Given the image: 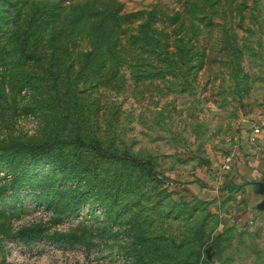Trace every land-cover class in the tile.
I'll use <instances>...</instances> for the list:
<instances>
[{"label": "rangeland", "instance_id": "rangeland-1", "mask_svg": "<svg viewBox=\"0 0 264 264\" xmlns=\"http://www.w3.org/2000/svg\"><path fill=\"white\" fill-rule=\"evenodd\" d=\"M0 137V264H264V0H0Z\"/></svg>", "mask_w": 264, "mask_h": 264}, {"label": "trees", "instance_id": "trees-1", "mask_svg": "<svg viewBox=\"0 0 264 264\" xmlns=\"http://www.w3.org/2000/svg\"><path fill=\"white\" fill-rule=\"evenodd\" d=\"M62 145H68V146L73 145V146H75V148H81L82 146H85L84 142H82L79 138L72 139V140H64V141H62ZM104 145H105V143H104ZM86 148L88 149L89 153H92V154H95L96 156H98L96 158H99V159L107 158V160L116 158L115 152H111L109 149L105 148L101 142H99L97 140H95L93 142V144H86ZM52 157L53 156H49L47 158L51 159ZM55 159H57V157ZM118 159H120L121 161H124L123 158H118ZM42 160H43V158L40 161H42ZM23 166H24V164L22 163L21 167H23Z\"/></svg>", "mask_w": 264, "mask_h": 264}, {"label": "crops", "instance_id": "crops-1", "mask_svg": "<svg viewBox=\"0 0 264 264\" xmlns=\"http://www.w3.org/2000/svg\"><path fill=\"white\" fill-rule=\"evenodd\" d=\"M248 137V135H247ZM247 137H246V141H247V145L249 146L248 149H250V153L251 155H253L254 157H249L248 158V161L251 163V166H254L256 165V163H258V144H259V140L261 139L262 135H260L259 137H257V139L255 140L254 143H249L248 140H247ZM254 146V147H253ZM256 157V158H255ZM256 160V161H255ZM258 168V166H257ZM254 174H257V169H255L254 171H252Z\"/></svg>", "mask_w": 264, "mask_h": 264}, {"label": "built area", "instance_id": "built-area-1", "mask_svg": "<svg viewBox=\"0 0 264 264\" xmlns=\"http://www.w3.org/2000/svg\"><path fill=\"white\" fill-rule=\"evenodd\" d=\"M262 133L261 126L259 125H252L250 133L248 134L247 140L249 143H254L257 137H259ZM228 168V167H226Z\"/></svg>", "mask_w": 264, "mask_h": 264}, {"label": "clouds", "instance_id": "clouds-1", "mask_svg": "<svg viewBox=\"0 0 264 264\" xmlns=\"http://www.w3.org/2000/svg\"><path fill=\"white\" fill-rule=\"evenodd\" d=\"M34 133H29V135H33ZM0 139H3V137H0Z\"/></svg>", "mask_w": 264, "mask_h": 264}]
</instances>
